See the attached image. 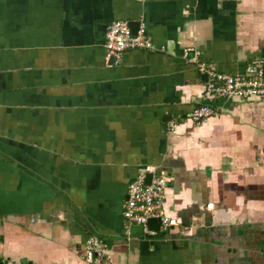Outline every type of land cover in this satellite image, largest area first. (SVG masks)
<instances>
[{
  "label": "crops",
  "instance_id": "crops-1",
  "mask_svg": "<svg viewBox=\"0 0 264 264\" xmlns=\"http://www.w3.org/2000/svg\"><path fill=\"white\" fill-rule=\"evenodd\" d=\"M117 19L153 48L108 56ZM187 47L264 76V0H0V264H85L90 236L96 264H264V102L190 120L207 79ZM144 165L170 177L154 234L122 215Z\"/></svg>",
  "mask_w": 264,
  "mask_h": 264
},
{
  "label": "built area",
  "instance_id": "built-area-1",
  "mask_svg": "<svg viewBox=\"0 0 264 264\" xmlns=\"http://www.w3.org/2000/svg\"><path fill=\"white\" fill-rule=\"evenodd\" d=\"M104 47L108 56L118 58L122 52L129 49H152L145 28L140 25L133 31L127 20L111 21L105 31ZM199 52L187 47L183 49L182 58L195 65L201 74L206 76L202 93V103L190 111L187 116L196 124L205 122L214 112L212 105L216 100H247L257 99L264 102V76L261 60H253L247 65L245 77L219 72L199 61ZM174 125L171 124L173 129ZM150 174V182L145 183ZM170 177L164 168L154 165H144L139 168L135 177L126 186L122 215L126 222L138 224L145 228L148 234H154L153 229H147L148 221L159 220V228L166 230L175 225V220L165 216L163 204L165 190ZM210 206V205H209ZM101 242L95 236H90L84 244L85 264H96L98 253L101 252Z\"/></svg>",
  "mask_w": 264,
  "mask_h": 264
},
{
  "label": "water",
  "instance_id": "water-1",
  "mask_svg": "<svg viewBox=\"0 0 264 264\" xmlns=\"http://www.w3.org/2000/svg\"><path fill=\"white\" fill-rule=\"evenodd\" d=\"M137 29V28H136ZM135 29V30H136ZM134 30V31H135ZM150 178H151V175L150 174H148L147 176H146V178H145V183H149L150 182ZM148 225L149 226H157V225H159V220L158 219H151V220H149L148 221Z\"/></svg>",
  "mask_w": 264,
  "mask_h": 264
}]
</instances>
